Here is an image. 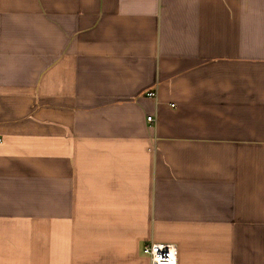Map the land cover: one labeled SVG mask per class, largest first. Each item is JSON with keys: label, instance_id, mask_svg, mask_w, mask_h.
I'll return each mask as SVG.
<instances>
[{"label": "crops", "instance_id": "crops-1", "mask_svg": "<svg viewBox=\"0 0 264 264\" xmlns=\"http://www.w3.org/2000/svg\"><path fill=\"white\" fill-rule=\"evenodd\" d=\"M150 242L264 264V0H0V264Z\"/></svg>", "mask_w": 264, "mask_h": 264}, {"label": "built area", "instance_id": "built-area-1", "mask_svg": "<svg viewBox=\"0 0 264 264\" xmlns=\"http://www.w3.org/2000/svg\"><path fill=\"white\" fill-rule=\"evenodd\" d=\"M148 120L153 122L152 117ZM143 254L149 258L150 264H178V247L172 243L150 242L144 246Z\"/></svg>", "mask_w": 264, "mask_h": 264}]
</instances>
